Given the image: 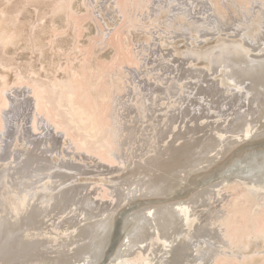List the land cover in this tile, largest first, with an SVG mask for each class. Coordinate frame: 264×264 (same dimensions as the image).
I'll return each mask as SVG.
<instances>
[{"label":"bare ground","instance_id":"bare-ground-1","mask_svg":"<svg viewBox=\"0 0 264 264\" xmlns=\"http://www.w3.org/2000/svg\"><path fill=\"white\" fill-rule=\"evenodd\" d=\"M82 6L64 78L0 74V264H98L118 230L108 264H264V0Z\"/></svg>","mask_w":264,"mask_h":264},{"label":"rangeland","instance_id":"rangeland-1","mask_svg":"<svg viewBox=\"0 0 264 264\" xmlns=\"http://www.w3.org/2000/svg\"><path fill=\"white\" fill-rule=\"evenodd\" d=\"M58 1L60 0H11L10 3H8L5 2V0H0V29H10V31L16 32L18 37V43L16 42L5 49L0 46V74L8 75L10 86L15 83V79L17 80L15 76L17 75L18 77V73L31 80L35 78V81L42 83L64 78V72H68L71 67H77L82 60L84 50H82V52L78 51L82 49V45H87V38L92 37L95 39L97 29L95 24L92 21L90 22L89 17L86 16L89 14L85 12L82 6V0L74 1L73 9L77 11L78 14H73L72 19L67 16L68 11L67 13L64 10L62 12H53V9L56 7L55 4ZM84 14L87 18H85V16L83 17ZM74 21H78V25L84 27V31H82L83 35L80 33L78 36V30L74 28ZM79 22L83 23L82 26ZM71 24L73 27H70L72 26ZM53 27H56V29ZM86 27L88 28L87 31ZM59 29L60 32H58ZM129 38L134 41L142 39V35L138 32H132V36ZM76 45H78L77 48ZM108 50L109 51L106 50L105 52L111 53V49ZM105 52L103 55L106 54ZM108 56L110 57V55ZM255 142H257V145L253 148L264 149L263 138ZM245 143L234 147V149L232 148V151L228 153L229 155H225V161L224 158L223 161L221 160L218 163L219 165H215L211 168L213 176H217L222 169L233 161L239 158H245L246 153L251 150L249 145L252 144L251 142ZM190 181H192V178ZM181 189L182 188L178 189L179 191L177 190V193H179ZM197 190V188L191 190L188 196L195 193ZM88 192L91 194L93 190L92 192L88 190ZM181 197H184V195ZM91 200L92 202L100 204V201L93 200V196ZM138 200H135V202L131 201V203L121 208L127 209L130 205H135ZM140 200L145 202L142 199ZM165 201L169 200L165 199ZM117 202L116 200L111 207L114 209L112 212L114 214H116L120 208L117 207ZM105 203L106 202L101 204ZM123 213H125V211ZM121 232L122 230H118L110 237L98 264H108L111 262L115 249L118 248L122 241ZM94 264L97 263L95 262Z\"/></svg>","mask_w":264,"mask_h":264}]
</instances>
